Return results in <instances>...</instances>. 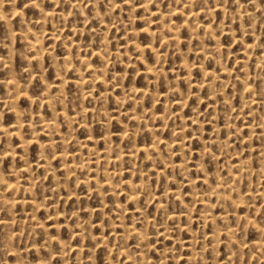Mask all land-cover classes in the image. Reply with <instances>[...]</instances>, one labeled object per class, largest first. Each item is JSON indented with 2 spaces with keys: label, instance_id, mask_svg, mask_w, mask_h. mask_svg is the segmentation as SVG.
Here are the masks:
<instances>
[{
  "label": "rangeland",
  "instance_id": "374dc122",
  "mask_svg": "<svg viewBox=\"0 0 264 264\" xmlns=\"http://www.w3.org/2000/svg\"><path fill=\"white\" fill-rule=\"evenodd\" d=\"M37 3L0 0V264H264V0Z\"/></svg>",
  "mask_w": 264,
  "mask_h": 264
},
{
  "label": "bare ground",
  "instance_id": "6f19581e",
  "mask_svg": "<svg viewBox=\"0 0 264 264\" xmlns=\"http://www.w3.org/2000/svg\"><path fill=\"white\" fill-rule=\"evenodd\" d=\"M145 5V4H144ZM144 5H142V6H144ZM146 6V5H145ZM221 7V6H220ZM217 8V7H216ZM219 8V7H218ZM185 11V10H184ZM177 12V11H176ZM192 12V11H191ZM197 13V12H196ZM194 14H195V12H194ZM193 15V14H192ZM197 15H198V13H197ZM1 16H2V14H1ZM5 16V15H4ZM187 16V15H186ZM195 16V15H194ZM163 18V17H162ZM163 19H165V18H163ZM189 20H190V18H189V16L186 18V21L184 22V25H182V26H184V27H187V29H191L192 27H190V24H189ZM170 29L171 30H175L176 32L175 33H172V36H171V38L169 39V40H171V41H175L176 43H181V32L180 31H178V29H179V26H170ZM178 31V32H177ZM192 31V30H191ZM155 32L156 31H154V30H152L149 26L148 27H146V26H144L142 29H140V31L139 32H136V38H135V40H136V42L135 41H133L134 42V46H135V48L137 49V51H140L142 54H144L148 49H150V48H152V46H153V39H155L156 38V35H155ZM145 35H147V36H150L151 37V41L152 42H150V41H148V42H150L149 44H147V45H152V46H149V47H146V46H144L142 43H141V40H140V38H142V37H144ZM167 39L169 38V37H166ZM143 41V40H142ZM167 41V40H166ZM38 42H39V40L37 39L34 43H33V45L34 46H36L37 44H38ZM132 42V43H133ZM147 42V41H146ZM168 42V41H167ZM171 43V42H170ZM154 45H155V41H154ZM250 47V46H249ZM155 48H156V46H155ZM249 49V48H248ZM151 51H152V49H150ZM246 52V51H245ZM249 52V51H248ZM248 52H246V53H248ZM154 53H157V52H154ZM161 54V53H160ZM157 55V54H156ZM155 55V56H156ZM161 56V55H160ZM264 56V55H263ZM67 57V56H66ZM211 57H213V56H211ZM159 60H160V58H159ZM220 63V62H219ZM221 64V63H220ZM156 67H157V65H156ZM156 67H154V68H156ZM151 70H153V67H147L146 68V71H151ZM156 70V69H155ZM204 70V69H203ZM206 71V70H205ZM216 71V70H215ZM151 72H153V71H151ZM161 72V71H160ZM211 72V71H210ZM205 75H209V72H207L206 71V73H205ZM82 80V82H83V79H80V80H76L75 82H77V83H80V81ZM12 81V80H11ZM206 82V81H205ZM210 83L211 82H208V86L210 85ZM8 84V85H7ZM6 85L8 86V87H11V86H14V87H16V85L14 84V82H8ZM248 86V85H247ZM15 89H18V88H15ZM248 89H249V87H248ZM14 91V90H13ZM130 92H131V89H130ZM19 93H20V91H19ZM18 93V94H19ZM131 93H133V91L131 92ZM14 94H15V91H14ZM17 94V93H16ZM131 99V98H130ZM132 100V99H131ZM47 101V100H46ZM48 102H50V101H48ZM52 103V102H51ZM50 103V104H51ZM181 103V102H180ZM179 102L177 103V104H180ZM54 123L53 122H45L44 123V127L46 128V129H48L49 127H51L52 125H53ZM22 126H23V124L22 123H20L19 121H18V123L17 124H15V125H13L11 128L12 129H9L8 131H9V133H12V134H17L18 135V133H19V130H21V128H22ZM17 130V131H16ZM182 130V129H181ZM180 131V130H179ZM156 136V135H155ZM88 140H90V138H88ZM154 140V139H153ZM32 142V141H31ZM137 142V141H136ZM30 143V142H29ZM147 143V142H146ZM146 145V144H145ZM156 146V145H155ZM154 145L153 146H150L149 148L148 147H146V146H143V147H141L139 150H141V151H146L147 153H149V150L151 149V148H154L155 147ZM136 148V147H135ZM158 150V148L156 149V151ZM131 155V154H130ZM66 155L65 154H60L59 155V157H65ZM99 160V159H98ZM66 165H68V164H66ZM83 166V165H82ZM95 179V178H94ZM91 180H93L92 179V177L90 178H87L85 181H83V182H88V184H89V182L91 181ZM129 182H133V181H129ZM131 184V186L133 187V189H134V192L130 195V199H135L136 200V196H137V192H136V190H137V188H138V184L136 185H134L133 183H130ZM231 185V184H230ZM218 187V186H217ZM227 187V186H226ZM234 188V187H233ZM232 190V189H231ZM132 191V190H131ZM221 192V191H220ZM225 195V194H224ZM219 196V195H218ZM220 197V196H219ZM229 197V196H228ZM223 198V197H222ZM226 198V197H225ZM224 199V198H223ZM20 201V200H19ZM18 201V202H19ZM24 201V200H23ZM25 201H27V199L25 200ZM132 201V200H131ZM22 202V201H21ZM33 202V201H32ZM23 203V202H22ZM26 203L24 202V205H25ZM162 204V203H161ZM161 206V205H160ZM164 206V205H163ZM173 215H176L175 213L173 214ZM205 218V220H208V217H207V215L206 216H204ZM212 218V217H211ZM213 219V218H212ZM7 223V222H6ZM5 223V224H6ZM256 223V222H255ZM257 226V225H256ZM258 227V226H257ZM230 229V228H229ZM228 230V229H227ZM259 231V230H258ZM227 232V234H228V236L230 235H232L233 234V229H230V230H228V231H226ZM82 233V232H81ZM245 241V240H244ZM253 242H255V241H253ZM256 245H257V243H256ZM259 250V249H258Z\"/></svg>",
  "mask_w": 264,
  "mask_h": 264
},
{
  "label": "snow or ice",
  "instance_id": "6c2138e0",
  "mask_svg": "<svg viewBox=\"0 0 264 264\" xmlns=\"http://www.w3.org/2000/svg\"><path fill=\"white\" fill-rule=\"evenodd\" d=\"M30 4L36 8H39L40 7V4L37 3V0H30ZM29 5L28 4H25L24 7H28ZM2 19V18H0Z\"/></svg>",
  "mask_w": 264,
  "mask_h": 264
}]
</instances>
